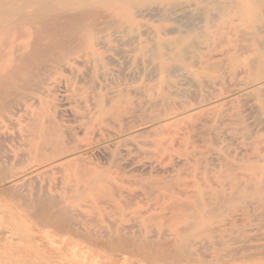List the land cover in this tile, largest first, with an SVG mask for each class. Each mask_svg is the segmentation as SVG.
Listing matches in <instances>:
<instances>
[{"label": "rangeland", "instance_id": "obj_1", "mask_svg": "<svg viewBox=\"0 0 264 264\" xmlns=\"http://www.w3.org/2000/svg\"><path fill=\"white\" fill-rule=\"evenodd\" d=\"M181 1L182 4L179 6L180 8L174 7L172 4L168 5L167 2H162V1L152 2V4L148 3L149 5L147 4L146 6L142 5L143 7L146 8L147 6L149 7L148 10L145 13H143L141 16L137 17L135 20H129L128 17H125L123 18L121 25L118 27L119 30L116 29V27L111 26L110 28L108 27L104 32L101 33V36H105V34H107L105 36V40L107 41L106 46L103 49H100V52L104 57V62L107 64L109 70L115 69L116 74L119 73V75L115 76V79L113 81L111 82L107 81L106 83L102 82V92L109 94L110 92H113L115 89L117 90V84H119L118 88H125L127 94L126 92H124L125 93L124 96L125 97L128 96V98L130 97L132 101L135 102L136 105L134 106L136 107V110L132 108V110H129L128 112L126 111L127 113H125V115L128 118V119L125 118V121L128 122L127 125L125 121H123L119 125L117 124L118 126L114 123V121H109V124L108 122L107 123L105 122L106 124L105 123L100 124V122H102L101 117H98L95 122L86 123L83 117L86 116L88 110L90 111L89 108L92 107L91 103L90 104L88 103L87 108L85 109L83 108L84 104L78 106L74 102H72L73 100L71 98L70 100L72 101H69L68 97L71 96V93H69L68 91L65 92V90L67 88H70L72 76L68 73H63L62 75H60V78L63 80L61 89L64 92L60 91L58 94H65L66 97L68 96L65 100L62 101V103H66V108L68 109L71 108V111H73L74 115L70 114V112L64 111L62 112L59 118L64 125L73 129L74 138L71 141L70 145L72 147L75 146V149L72 151H68L69 150L68 147L59 145L60 150L58 151L57 148L55 152L45 151L44 154H41V152H39L40 153L39 154L36 152L33 153L32 151L31 156H33L34 159H33V164L31 166L34 167L42 166L44 163H42L41 161L45 160L46 158H52L53 156L55 157V159H59L58 157L60 156L59 155L60 153H62L61 156H65L69 153H78L72 156L71 158L63 161V163H61L60 166L43 171L42 173H40L35 177L34 182L36 184L39 183L38 185L41 186L42 188H44L43 187L45 186L44 184L48 182L47 187L45 186V189H48L49 191L56 193V195H60L61 197H64L63 199L66 202H68L69 207L73 209L72 213L79 219V223H81L80 226L90 225L91 227L92 226L94 227L96 225V227L99 228L100 226L101 227L103 226L104 228H111V227L113 228L115 225L118 227H123L121 225L124 224L129 227H133L135 225L133 227L135 231L137 229L138 230L142 229L146 231L149 230L151 233H155L154 229L156 232L159 230L166 231V229L167 231H171L173 230V228H175V226L180 224L185 217L191 215L192 209H201L203 207L205 203L203 194H201L203 191L212 192L221 188L222 186V183L220 182L221 178L219 179L218 175L220 176L222 174L221 171H219L220 169L225 170L227 168L224 164L225 159H228L229 163L238 164L239 167L237 166L236 168L237 170L236 172L234 170V173L236 175L239 174V176H242L243 173L247 171V168H244L246 163L243 162L241 158L243 156H246L245 153H247L248 157L254 154V151H252L250 148L251 147L250 143H253L255 140H259L258 145L264 146L263 143L264 124H260L255 121L258 112L257 109L253 107L254 104L262 105L263 108L261 109V112H259V114L264 117V113H263L264 98L252 99V97L245 94L247 90L249 89L251 90V88L252 89L255 88L257 86L256 83L258 82L255 77L256 70L252 65L253 63L252 62L250 63L248 60L252 61L253 59H256L257 56L261 52H263L262 61L264 62V29L261 28L260 34L258 35L260 42L254 40L255 37H253L252 35L253 28H255L256 26L264 25V22L259 19V13L257 14L256 11V0H242L244 6L241 14L243 15H241L240 13H235V15H233L234 18H232L234 21L228 20L229 22L227 21L226 23H224L225 29L222 28L223 31H221L222 29H220L222 23L219 24L220 21L217 23L215 21L214 22L215 29L217 30L219 29V32L217 30L216 31L220 34L219 35L215 34L217 36L215 38L216 40L214 39V41L211 42L208 41L209 43H207L202 38V36L200 37V35L203 34L205 30L206 17H214L215 15L218 14L214 5L209 3L210 0H181ZM257 1L260 2V5L263 7L264 10V0H257ZM154 7L157 8V14H156V9ZM178 9H180L181 11ZM150 10H151V14L149 13ZM187 12L188 13L191 12L189 13L190 15ZM201 12L203 15L201 14ZM158 14H160V16H157ZM186 16L189 17V20L187 19L188 17L186 18ZM235 16L239 17L240 19L235 18ZM199 17L200 19H198ZM193 18L195 20H193ZM175 20L178 22H176ZM240 20H242L243 22ZM173 21H175L176 23ZM187 21L188 24H190V26L193 27V29L190 26H188V24H186ZM231 22H233L232 23L233 25L231 24ZM194 23L197 24V26ZM216 26H218V28ZM235 26L237 27V29ZM230 27L231 28L235 27V30L234 28L230 30ZM124 29H126V31ZM144 30H146V32ZM237 30L238 32H236ZM143 31L144 33H142ZM166 31L170 34H168ZM170 31H176V32L172 33ZM223 32L225 34L229 33L230 35L228 34L227 36L226 35L224 36ZM112 33L114 34L111 35ZM118 33L119 35H121L120 37L122 39L119 37ZM239 34L242 36L241 41H240L241 36ZM231 35L233 37L228 38V36L231 37ZM237 35L238 37H236ZM134 36H136V38L138 39H134ZM219 36H221V38ZM179 37L183 38L185 44L187 45L193 44L194 46L196 45L197 47H199L200 52L204 53L203 57L204 58L206 57L207 60L210 57H212V59L216 57L215 59L217 60L215 61L210 59L209 63L206 64L205 63L206 58L204 60L203 59L198 60L196 58L193 60L192 64L187 67V69L183 71H179L177 73L179 76L175 73L176 75L175 74L173 75L170 82L172 84L174 83V85H177L178 88H180L178 90L176 87H173L172 85L168 86V88L165 86H161L160 77H158L159 75L158 76L155 75L154 72L156 71L153 67V66L156 67L157 63H159V60L157 59L154 60L149 55L144 54V52L152 47L154 40H155L154 44H156L160 40H165V41L173 40ZM226 37L228 38V41ZM227 42H230L231 45L230 43ZM234 43L236 45L240 43V45L243 46V49L240 45H238L239 46L238 47ZM213 46H215L216 49H214ZM225 52L228 55L227 54L225 55ZM205 54H209V55L205 56ZM110 59L111 62L109 61ZM149 61L151 62L150 64ZM203 61L204 63H202ZM213 64L219 65L218 68H220L219 69L220 73L216 74V78L213 83L211 82L208 83V80L210 78L209 74L211 73V71L212 73L213 71H215L213 68L210 67ZM231 65H233V67ZM221 67H225L224 70L223 68L221 69ZM195 68H197L198 70ZM79 69L81 71H85L87 68L80 66ZM246 69L249 70L248 73H247L248 70L245 71ZM159 73L162 74L161 72ZM246 73L247 75H245ZM125 76H127V78ZM229 77H231L232 79ZM154 80H156V83ZM146 81L148 83H145ZM197 81H204L207 83V86L205 87V90L207 92L205 91L203 92L204 97H202L200 91L198 93L199 87H195L197 86ZM155 84L156 86L154 87L156 89L153 87V85ZM147 85L149 87H147ZM110 86L113 89H110ZM157 86L159 88H157ZM161 87L163 89L165 87L166 88L165 91L169 93L170 96L173 98L174 106L171 109V112H173V115L179 114L180 119L177 122L167 123L160 129H158L157 133L154 135L145 134L140 137H133L130 133L138 131V129L142 128L143 126H148L149 124L158 121V120L150 121L147 118H143V117H146L147 113L148 115L151 114L150 113L151 111L149 110L150 105L146 103L148 97L151 95H152L151 97H156L158 92L162 89ZM106 91H110V92L108 93ZM136 91H138V93ZM147 92L148 94H145ZM214 93H217V95L213 97ZM231 94L233 95L232 101H228V103H225V105L227 106L223 105L221 107V109L225 108L221 110V112L223 113L222 115L223 117L217 115V117L219 116L220 118L219 117H218L219 119L215 118L218 119L216 122L212 120L213 116H216V114L215 115L211 114L212 116H209L211 117L209 118L206 115V111L203 108H199L200 106L213 102L215 100H222L227 96H230ZM56 98H61V95L59 96L57 95ZM204 99L206 100L204 101ZM56 103H58L57 100ZM235 104L236 106H239V108H237ZM56 108L59 109L60 107L57 105ZM73 108L75 111L73 110ZM234 108L241 110L245 124L248 126V130L251 132V135H243V133L240 131L242 124H239L237 122V118L234 116V113H236V110ZM91 110H92L91 112H94L93 107L91 108ZM228 112L229 114H227ZM231 115H233L234 117H232ZM228 116L232 118H228ZM76 118L78 119L75 120ZM136 118L138 119L136 120L137 122L135 121ZM164 119L165 117L160 120H164ZM127 120H129L131 124H129V121ZM230 120H232L233 122ZM16 124L15 125L13 124L14 126L12 124L10 125V123H7V125H3V122L0 121V132H3L5 128L7 129L6 130L7 133H5V135H7V139H5V143L7 146L9 145L12 147L13 143L18 146V143L21 141V137H17L20 136L18 134L20 127L18 124L16 126ZM81 124H83L82 126L84 127H82ZM1 126L3 127L6 126V127H4L1 130ZM194 126H197L199 130L201 127L202 128L205 127L204 129L207 130V128H209V130L211 129V131L208 132L207 130L205 136V134H200L199 130L195 129ZM91 131H94V134ZM165 131L167 133H165ZM102 133L103 135H99ZM260 133H261V137H260ZM76 135H78V137ZM10 136H12L14 139L13 138L11 139ZM36 136H40V135H36ZM254 136H256V138ZM40 137L41 138H39V140L38 139L36 140V138L34 139L35 141L30 140L32 147L36 146V143H39V146L41 145L42 135ZM252 140L254 141L252 142ZM111 142L113 143L118 142L117 143L118 145L115 148L116 157L120 159L118 166L115 165L110 159L108 160L102 159L98 155L86 154L85 151H82V149L89 148L91 146H103ZM125 149L127 152L125 151ZM240 153L242 154L241 156ZM200 158L203 161L199 162ZM82 159L84 160L79 163V161ZM88 160L91 162H89ZM168 168H174V171L167 172L166 170ZM199 170L202 172L200 173ZM129 175L132 176L130 177ZM144 177L147 179H144ZM142 178L145 181L142 180ZM36 180H38L39 182ZM80 186H82V188ZM225 187L228 188V185L226 184ZM185 194H187L188 196H186ZM13 198L14 197H8L6 195L0 194V216H2L0 218V231H1L0 240L3 239V241L6 243L5 246L0 245V249H2L0 250L1 264H35V263L47 264L48 259L46 258L48 254L53 256L52 261L54 264H91L92 263L91 258H88L86 262L82 259L86 250H90V253H92L93 255H98V254L102 255L105 261L113 260L116 262V264L121 263V258L115 257L114 253L125 256L126 258L125 264H155V262L151 263L150 261H141L140 259L137 263H135L138 260V258L134 257L132 254L131 255L127 254L128 252H123V250H120L121 252L119 250L107 251L101 246H93L89 242L88 239L89 237L86 238L87 239L86 241V239L84 238L86 236V233H83L81 230H78L79 233L77 231L70 232L68 230H66L68 231L66 232L64 230L61 231L59 229L57 230L56 228L58 227L53 224H52L53 227H50L52 226L50 224L42 225L36 220L38 217L35 209H33L32 207L30 208L26 207L28 208L27 210L23 206L25 204L23 205L21 204L22 201ZM159 203L162 204L160 205ZM177 205L179 206L181 205V206L178 207ZM161 208H165V209H161ZM112 209L116 211H113ZM104 211H106V213ZM258 215H259V211L257 210L255 211V213H252L250 216H246L244 214L242 217H238L236 219V226L234 227L235 228L234 232L236 234L240 233L239 237L241 236V238L243 239L238 241L235 240L234 243L233 241H231L229 242L230 244L228 243V245H226L225 247H230V245L231 247H236V245L241 246L243 245L242 241L245 239L249 241V243L248 242L247 243L250 244L251 246L263 244L264 240L262 239H264V217ZM83 218L86 219L84 220ZM242 220L245 221V223ZM89 221L92 224H89L90 223ZM136 221H140V223ZM17 224H19V226ZM110 224L114 226H111ZM13 225H15L16 227ZM8 228L11 231L6 230ZM250 228L252 231L250 230ZM2 231L3 232L6 231V232L2 233ZM8 232H13L16 238L19 237L18 238L19 240H15L16 242L15 243L13 242L14 244H10L9 243L10 239L8 241L7 239L4 238L6 236L5 234H8ZM74 232L78 233L76 235H78L79 238L74 234ZM225 232L221 233L220 231H217L212 235L214 237L217 236L218 238L222 237L224 239H227L230 236V231L227 230ZM256 233H258V235ZM211 236H209L207 233H202L200 235V240L202 244L207 242V240H210L212 238ZM252 236H254V238ZM24 244L27 245L28 247L24 246ZM31 244L35 248H33ZM3 251H6L7 254ZM212 253L213 250L211 249L202 251V255L204 257L206 256L208 257L210 254L212 255ZM40 255H43L45 257ZM55 256L63 257L62 258L63 260H60V258H56ZM245 262H249V261L237 260L234 263L230 262L229 264H248ZM158 263H162V261H158ZM249 264H264V258H262L261 260H252V262H249Z\"/></svg>", "mask_w": 264, "mask_h": 264}, {"label": "bare ground", "instance_id": "obj_2", "mask_svg": "<svg viewBox=\"0 0 264 264\" xmlns=\"http://www.w3.org/2000/svg\"><path fill=\"white\" fill-rule=\"evenodd\" d=\"M157 1L167 2L168 5L172 4L174 7H178V8H180L179 6L182 4L181 0H0V121L3 122V125H7V123H10V125L11 124L15 125L17 123L20 127V130L18 133L20 136H17V137H21V141H22L18 143V146L14 143L12 144V147L9 145L7 146L5 143V139H7V135H5V133H7L6 131L7 129L5 128L3 132H0V194L6 195L8 197H14L13 199L22 201L21 204L22 205L25 204L26 206L25 205L23 206L27 210L28 208L26 207H29V208L32 207L33 209H35L37 213V217H38L36 220L40 224L42 225H46V224L52 225L53 224L58 227V228L56 227L54 228H56L57 230L59 229L60 231L68 230L70 232L71 231L78 232V230H81L83 233H86V236L84 234L85 239L89 237L88 239L91 245L101 246L107 251L123 250V252H128L127 254H130V255L132 254L134 257L138 258V260L135 263H137L139 259L141 261H150L151 263L155 262V264H222V263L229 264L230 262L234 263L237 260L249 261V262H252V260H261L262 258H264V243L260 245H256V246H251L250 244H248L249 241L245 239L242 241L243 245L241 246L236 245V247H231L230 245V247H225L231 241H233L234 243L235 240L238 241V240L243 239L241 238V236L239 237L240 233L236 234L234 232L235 231L234 227L236 226V219L238 217H242L244 214L246 216H250L252 213H255V211L257 210L259 211L258 216L264 217V146L258 145L259 140H255V141L252 140V142L253 141L254 142L250 143L251 145L249 144L251 146L250 147L251 150L254 151V154L250 152L252 156L250 155L248 157L247 153H245L246 156H243L241 158V160L246 163L244 168H247V171L243 173L242 176H239V174L236 175L234 173V170L236 172L237 170L236 168L238 164L229 163L228 159H225L224 164L227 168L225 170L220 169L219 171H221L222 176L220 175L221 176L220 177L218 175V178L219 179L221 178L220 180V182L222 183L221 188L217 189L216 191H212V192L203 191L201 193L203 194L204 202H205V203L203 202L204 203L203 207L201 209H192L191 215H188L187 217H185L184 220L181 221L180 224L175 226V228H173V230L171 231H167L166 229V231L159 230L156 232L154 228L153 229L155 233H151L149 230L146 231L142 229L140 230L137 229L135 231L133 228L135 225L133 227H129L124 224L121 225L123 227H118L116 225L114 226L110 224L111 226H114L113 228L112 227L104 228L103 226L102 227L100 226L99 228V227H96V225L94 227L93 226L91 227L90 225H86V224H84L86 226H82V225L80 226L81 223H79V219L72 213L73 209L69 207L68 202H66L63 199L64 197H61L60 195H56V193H53L52 191L45 189V186L47 187L48 182L44 184L45 185L43 186L44 188L39 186L38 185L39 183L36 184L34 182L35 177L39 175L40 173H42L43 171L60 166V164L63 163V161L78 154V153H69L65 156H61L62 153H60L59 154L60 156L58 157L59 159H55V157L53 156L52 158H46L45 160L41 161L42 163H44L42 166H38V167L31 166L33 164V159H34V157L31 156L32 151L33 153L41 152V154H44L45 151L55 152L57 148H58V151L60 150L59 145L68 147L69 148L68 151H72L75 149V146L72 147L70 145L71 141L74 138L73 129L64 125L59 118L62 112L64 111L70 112V114H73V111H71V108L70 109L66 108V103H62V101L65 100L68 96L66 97L65 94H58L60 91H63L61 89L63 80L60 78V75H62L63 73H68L72 76L71 86L70 88H67L65 90V92L68 91L69 93H71V96L68 97L69 101L73 100L72 102H74L78 106L84 104L83 108L85 109L87 108L88 103L89 104L91 103V106L93 107L94 112H91L92 107L89 108L90 111L88 110L87 111L88 113L86 114V116L83 117L86 123L95 122L98 117H101L102 122H100V124L105 123V122L106 123L108 122L109 124V121H114L116 125L117 124L119 125L123 121H125V118H127L125 113H127L129 110H132V108L136 110V107H134L136 106L135 102H133L130 97L129 99L128 96L127 97L124 96L125 94L124 92H126L125 88H118L119 84H117V90L115 89L113 92L106 91L108 93L110 92L109 94L102 92V82L106 83L107 81L108 82L113 81L115 79V76L119 75V73L116 74L115 69L109 70L107 67V64L104 62V57L102 56L100 49H103L106 46L107 41L105 40V36L107 34H105V36H101V33L104 32L108 27L110 28L111 26L116 27V29H118V27L122 23L123 18L125 17H128L129 20H135L137 17L141 16L143 13H145L148 10L149 6H147L146 8V7H143L142 5L146 6L148 3L152 4V2H157ZM241 1L239 0H210L209 3L214 5L218 14L215 15L214 17H206L205 30L203 34L200 35V37L202 36V38L207 43L214 41V39L217 37L215 34L217 35L220 34L218 33L219 29L218 30L215 29L214 22L216 21L217 23L220 21L219 24L221 23L223 24V25L221 24L220 29L224 28V23H226L228 20L230 21L233 20L232 18H234L233 15H235V13H240V14L242 13L244 3L243 1L242 2ZM155 9H156V14H157V8ZM256 11H257V14L259 13V19L264 22V10H263V7L260 5V2L257 0H256ZM149 13L151 14V10ZM157 16H160V14H158ZM187 17L188 16H186V18ZM235 18H239V17L235 16ZM187 19L189 20V17ZM198 19H200V17ZM165 20H166V17H165ZM193 20L195 19L193 18ZM243 20H244V17H243ZM232 23L233 22H231V24ZM186 24H188V21ZM195 25L197 26V24ZM188 26H190V24H188ZM216 27L218 28V26ZM231 27H230V30L233 28L235 30L236 26L233 28ZM191 28L193 29V27ZM261 28L264 29V25L256 26L252 30L253 31L252 35L253 37H255L254 40H257L258 42H260L258 35L260 34ZM124 30L126 31V29ZM146 30L144 31L146 32ZM168 30H171V29H168ZM144 31L142 33H144ZM221 31H223V29ZM170 32L174 33L176 31H170ZM236 32H238V30ZM113 34L114 33H112L111 35ZM228 34L229 33H226V34L224 33V36L225 35L227 36ZM120 36L121 35H119V37ZM219 37L221 38V36ZM232 37H233L232 35L231 37L228 36V38H232ZM236 37H238V35ZM228 38L226 37L227 41H228ZM134 39H138V38L134 36ZM241 39H242V36L240 38V41ZM154 42L152 44V47L147 49L144 52V54L149 55L154 60L155 59L159 60V63H157V65L155 64L156 67L153 66L156 71L154 73L156 76L159 75L158 77H160L161 86H165L167 88L168 86L172 85L173 87H176L179 90L180 88H178L177 85H174V83L172 84L170 82L173 75L175 73L177 74L179 71H183L187 69V67L192 64L194 59L197 58L198 60L199 59L204 60L206 58V57L205 58L203 57L204 53L200 52L199 47H197L196 45L194 46L193 44L192 45L185 44L182 37L175 38L173 40H166V41L160 40L156 44H154ZM230 42H227V43H230ZM219 43H220V40H219ZM238 45H240V43ZM213 47L214 49H216L215 46ZM241 47L243 49V46ZM205 52H208V51H205ZM226 54L227 53L225 52V55ZM206 55H209V54H205V56ZM262 55H263V52H261L257 56L256 59H253L252 61L248 60L250 63L251 62L253 63L252 65L256 70L255 77H256V80L258 81L256 83L257 86L255 88L253 89L251 88V90L249 89L245 92V94L252 97V99L253 98H257V99L264 98V62L262 61ZM215 58L212 59V57H210L208 60L206 58L205 63L206 64L209 63L210 59L216 61L217 59ZM109 61L111 62V59ZM150 63L151 62L149 61V64ZM202 63H204V61ZM233 65L231 66L233 67ZM80 66L86 67L87 69L85 71H81L79 69ZM218 66H219L218 64H213L210 66L215 71H213V73L211 71V73L209 74L210 78L208 80V83L210 82L213 83L215 81L216 74L220 73V70H219L220 68H218ZM222 68L224 70L225 67H221V69ZM248 69H246L245 71H247ZM159 72H161L162 74H160ZM248 72L249 70L247 71V73ZM247 73L245 75H247ZM125 77L127 78V76ZM154 81L156 83V80ZM145 83H148V82L146 81ZM154 86H156V84L153 85V87ZM206 86H207V83L204 81H197V86H195V87H199L198 93L200 91L202 97H204L203 92L204 91L207 92L205 90ZM99 87H100V90H99ZM147 87L149 86L147 85ZM165 87L164 89L161 87L162 89L158 92L156 97H151L152 96L151 94H150L151 96L149 97L147 96L148 99L146 103L150 105L149 110L151 111L150 112L151 114L148 115L147 113V116L143 118H147L150 121H157V120L158 121L151 123L148 126H143L142 128H139L138 131L130 133L133 137H140L145 134L154 135L157 133L158 129H160L167 123L177 122L180 119L179 114L173 115V112H171V109L174 106V100L170 96V94L165 91L166 89ZM157 88L159 87L157 86ZM110 89H113V88H111L110 86ZM136 92L138 93V91ZM145 94H148V92ZM57 95L58 96L61 95V98H56ZM216 95L217 93H214L213 97ZM232 97L233 95L231 94L230 96H227L226 98L222 100H215L213 102L204 104L200 106L199 108H203L206 111L207 117L212 116L211 114H214V115L216 114V116H213V119H212L214 120V122H216L220 118L219 116L218 118L217 115H220V116L223 115L221 110L225 108L221 109V107L223 105L227 106L225 105V103H228V101H232ZM70 98L72 100H70ZM56 100L58 101V103H56ZM205 100L206 99H204V101ZM57 105L60 107L59 109L56 108ZM236 107L239 108V106H236ZM253 107L257 109V112H258V114L256 115L257 117L255 121L260 124H264V117L259 114L263 106L260 104L258 105L254 104ZM235 110H236V113H234V116L237 118V122L239 124H242L240 131L243 133V135H251V132L248 130V126L245 124L241 110L240 109H235ZM227 114H229V112ZM231 116L234 117L233 115ZM164 117H165L164 120H160ZM232 117L228 116V118H232ZM215 118H218V119H215ZM77 119L78 118H76L75 120ZM136 120L138 119L136 118L135 121ZM127 124L128 122H126V125ZM129 124H131L130 121H129ZM82 125L83 124H81V126ZM92 125H95V124H92ZM4 127L1 126V130ZM194 128L198 129L197 126H194ZM204 128L201 127L200 130L198 129L200 134H205L207 130L208 132L211 131V129L209 130V128H207V130ZM94 131H91V132L94 134ZM110 133H113V132H110ZM165 133L167 132L165 131ZM193 134H196V133H193ZM36 135H40V136L42 135V140L40 139L42 142L40 146H39V143H36V146H33L35 150L34 151L32 144L30 143V140L35 141L34 140L35 138L36 140L37 139L39 140V138H41L40 136H36ZM99 135H103V133ZM12 136H10L11 139L13 138ZM55 136L57 137V139ZM76 136L78 137V135ZM256 136L254 137L256 138ZM260 137H261V133H260ZM117 143L111 142L103 146H91L89 148L82 149V151H85L86 154L98 155L102 159H106V160L110 159L115 165L118 166L120 159L116 157V153H115L116 151L115 148L118 145ZM241 155L242 154L240 153V156ZM83 160L84 159L80 161L78 160V161L80 163ZM201 161L203 160H201L200 158L199 162ZM200 170L199 172L201 173L202 171ZM166 171L173 172L174 168H168ZM144 179H147V178L144 177ZM144 179L142 178V180ZM121 182H124V181H121ZM226 184L228 185V188L225 187ZM80 187L82 188V186ZM185 195L188 196L187 194ZM159 204L161 205L162 203H159ZM177 206L180 207L181 205L180 206L177 205ZM161 209H165V208H161ZM113 211H116V210H113ZM104 212L106 213V211ZM1 217L2 216H0V218ZM83 219L85 220L86 218H83ZM136 222L140 223V221H136ZM243 222L245 223V221ZM89 224H92V223L90 222ZM17 225L19 226V224ZM53 225L50 227H53ZM127 225H130V224H127ZM6 230H9V228ZM227 230L230 231V236L227 239H224L222 237L218 238L217 236L214 237L212 235L213 233H216L217 231H220L221 233H223ZM4 232L2 231V233ZM77 232H74V234L76 235L79 233ZM202 233H207L209 236L212 235L211 237L213 239L211 238L212 240L211 239L207 240V242L202 244L200 240V235ZM256 234L258 235V233ZM5 235H6L4 237L5 239H7L8 241L10 239V242H9L10 244H14L16 242L15 240H19L18 239L19 237L16 238L13 232H8V234H5ZM76 236L78 237V235ZM252 237L254 238V236ZM0 245H4V246L6 245L3 239L0 240ZM24 246H27V245L24 244ZM210 249L213 250L212 255L210 254L208 257L207 256L204 257L202 255V251L210 250ZM3 252L6 253V251H3ZM40 256H43V255H40ZM114 256L121 258L120 264H125L126 262L125 256H122L120 254H115V253H114ZM52 258H53L52 255L50 254L47 255V258H46L48 259L47 264H54L52 261ZM56 258H60V260H63L62 259L63 257L57 256ZM88 258H91V261H92L91 264H116V262L113 260L105 261L102 255L100 254L93 255L92 253H90V250H86L82 259L86 262ZM158 261H162V263H158ZM249 262H245V263L249 264Z\"/></svg>", "mask_w": 264, "mask_h": 264}]
</instances>
